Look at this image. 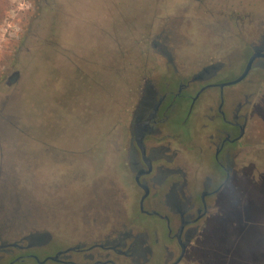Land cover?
<instances>
[{
    "label": "rangeland",
    "instance_id": "rangeland-1",
    "mask_svg": "<svg viewBox=\"0 0 264 264\" xmlns=\"http://www.w3.org/2000/svg\"><path fill=\"white\" fill-rule=\"evenodd\" d=\"M254 1L264 18V0ZM169 8L167 0H0V226L34 230L39 203L63 195L74 205L90 182L115 179L120 156H127L133 108L160 60L149 39L176 14ZM185 16L211 22L196 8ZM193 22L196 47L180 54L191 60L201 41L203 56L213 48ZM131 33L142 39L137 46ZM259 74L264 70L251 77ZM238 88L241 100L249 95L243 111L250 115L235 146L231 190L198 221L183 264H264V87ZM183 138L193 145V128ZM187 154L193 161V150ZM126 203L142 234L156 218L136 216L133 202ZM65 214L61 224L70 228L78 216Z\"/></svg>",
    "mask_w": 264,
    "mask_h": 264
},
{
    "label": "flooded vegetation",
    "instance_id": "flooded-vegetation-1",
    "mask_svg": "<svg viewBox=\"0 0 264 264\" xmlns=\"http://www.w3.org/2000/svg\"><path fill=\"white\" fill-rule=\"evenodd\" d=\"M167 1L176 14L149 39L160 60L133 108L127 156H120L115 179L90 182L74 205L63 195L51 204L39 203L34 230L16 232L15 225H1L0 264H173L184 243L185 254L176 263L183 264L198 221L211 215L224 191L231 190L235 146L247 134L250 115L243 111L249 95L241 100L244 92L237 87H264L263 76L251 77L264 70V18L255 14L259 6L254 0ZM192 8L210 17L209 24L203 17L194 19L213 48L203 56L201 41L198 59L191 60L180 54L196 47L190 37L195 16H185ZM131 35L137 46L142 39ZM120 52L115 59L121 60ZM253 55L246 77L229 83L245 71ZM120 66L117 72L122 62ZM139 123L146 128L144 152L136 137ZM192 128L195 141L184 145ZM192 150L193 161L187 154ZM126 201L133 202L136 216L156 218L142 226V234L135 233L136 221L128 219L132 206L124 209ZM69 211L78 217L64 228L60 216Z\"/></svg>",
    "mask_w": 264,
    "mask_h": 264
},
{
    "label": "water",
    "instance_id": "water-1",
    "mask_svg": "<svg viewBox=\"0 0 264 264\" xmlns=\"http://www.w3.org/2000/svg\"><path fill=\"white\" fill-rule=\"evenodd\" d=\"M255 56L256 55H253L252 56V58L250 59V62L248 63L245 71L237 79H235L234 81L229 82V83L232 84V83L238 82V81L242 80L244 77H246V75L248 74V72H249V70L251 68V63H252L253 59L255 58ZM145 130H146V128H144V129L141 128V124L140 123L137 125V128H136V137H137L138 144L142 148V151L143 152H144V149H145L144 148V144H143V137H144V134H145ZM142 204H143V200H142ZM183 226H184V223L182 224L179 232L177 233L178 239L180 241H181L182 228H183ZM181 244H182V248H183L182 249V253H181L180 257L173 264L178 263L181 260V258L184 256V254H185V251H186L185 244L184 243H181Z\"/></svg>",
    "mask_w": 264,
    "mask_h": 264
}]
</instances>
